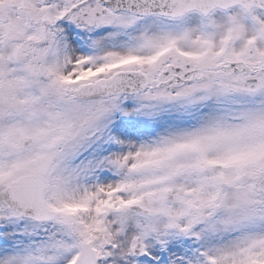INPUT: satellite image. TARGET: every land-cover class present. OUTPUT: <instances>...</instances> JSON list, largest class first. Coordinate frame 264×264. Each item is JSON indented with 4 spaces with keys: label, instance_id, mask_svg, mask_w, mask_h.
<instances>
[{
    "label": "snow or ice",
    "instance_id": "1",
    "mask_svg": "<svg viewBox=\"0 0 264 264\" xmlns=\"http://www.w3.org/2000/svg\"><path fill=\"white\" fill-rule=\"evenodd\" d=\"M0 264H264V0H0Z\"/></svg>",
    "mask_w": 264,
    "mask_h": 264
}]
</instances>
